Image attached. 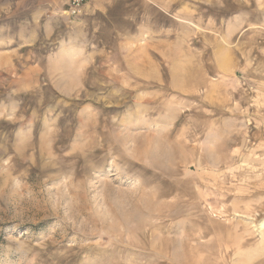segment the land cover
<instances>
[{"label": "rangeland", "instance_id": "1", "mask_svg": "<svg viewBox=\"0 0 264 264\" xmlns=\"http://www.w3.org/2000/svg\"><path fill=\"white\" fill-rule=\"evenodd\" d=\"M0 0V264H264V0Z\"/></svg>", "mask_w": 264, "mask_h": 264}, {"label": "built area", "instance_id": "2", "mask_svg": "<svg viewBox=\"0 0 264 264\" xmlns=\"http://www.w3.org/2000/svg\"><path fill=\"white\" fill-rule=\"evenodd\" d=\"M87 2L88 0H64L65 13L71 17L78 16Z\"/></svg>", "mask_w": 264, "mask_h": 264}]
</instances>
